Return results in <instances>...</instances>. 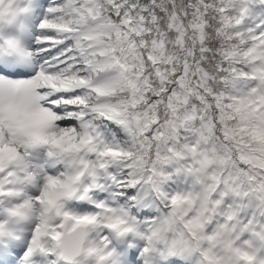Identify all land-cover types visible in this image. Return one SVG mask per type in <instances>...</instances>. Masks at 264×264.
I'll use <instances>...</instances> for the list:
<instances>
[{
	"label": "snow or ice",
	"instance_id": "6c2138e0",
	"mask_svg": "<svg viewBox=\"0 0 264 264\" xmlns=\"http://www.w3.org/2000/svg\"><path fill=\"white\" fill-rule=\"evenodd\" d=\"M0 264H264V0H0Z\"/></svg>",
	"mask_w": 264,
	"mask_h": 264
}]
</instances>
